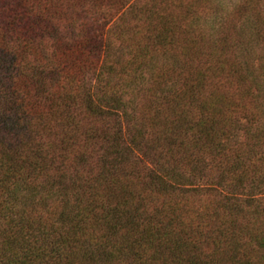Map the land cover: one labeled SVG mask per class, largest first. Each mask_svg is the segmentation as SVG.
Masks as SVG:
<instances>
[{
	"label": "trees",
	"instance_id": "trees-1",
	"mask_svg": "<svg viewBox=\"0 0 264 264\" xmlns=\"http://www.w3.org/2000/svg\"><path fill=\"white\" fill-rule=\"evenodd\" d=\"M0 264H264V0H0Z\"/></svg>",
	"mask_w": 264,
	"mask_h": 264
},
{
	"label": "rangeland",
	"instance_id": "rangeland-1",
	"mask_svg": "<svg viewBox=\"0 0 264 264\" xmlns=\"http://www.w3.org/2000/svg\"><path fill=\"white\" fill-rule=\"evenodd\" d=\"M203 11V10H202ZM101 24V23H100Z\"/></svg>",
	"mask_w": 264,
	"mask_h": 264
}]
</instances>
